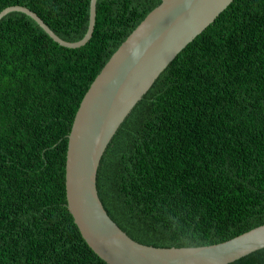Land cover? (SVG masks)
Returning <instances> with one entry per match:
<instances>
[{
    "label": "trees",
    "instance_id": "1",
    "mask_svg": "<svg viewBox=\"0 0 264 264\" xmlns=\"http://www.w3.org/2000/svg\"><path fill=\"white\" fill-rule=\"evenodd\" d=\"M90 1L0 0V12L26 7L77 42ZM160 3L98 0L78 49L24 13L0 20V264H107L67 208L68 136L92 82ZM97 188L148 246L214 245L264 225V0H234L167 66L108 146ZM232 264H264V249Z\"/></svg>",
    "mask_w": 264,
    "mask_h": 264
},
{
    "label": "water",
    "instance_id": "2",
    "mask_svg": "<svg viewBox=\"0 0 264 264\" xmlns=\"http://www.w3.org/2000/svg\"><path fill=\"white\" fill-rule=\"evenodd\" d=\"M90 1L85 36L68 42L33 11L30 16L59 45L78 49L92 38L96 5ZM234 0H161L113 54L83 97L68 136L66 200L83 239L107 264H232L264 249V225L230 240L200 247H154L127 235L108 215L98 193L101 160L116 133L167 66Z\"/></svg>",
    "mask_w": 264,
    "mask_h": 264
},
{
    "label": "bare ground",
    "instance_id": "3",
    "mask_svg": "<svg viewBox=\"0 0 264 264\" xmlns=\"http://www.w3.org/2000/svg\"><path fill=\"white\" fill-rule=\"evenodd\" d=\"M28 27V26H27ZM21 29V28H20ZM29 28H27V30H28ZM129 236V235H128Z\"/></svg>",
    "mask_w": 264,
    "mask_h": 264
},
{
    "label": "clouds",
    "instance_id": "4",
    "mask_svg": "<svg viewBox=\"0 0 264 264\" xmlns=\"http://www.w3.org/2000/svg\"><path fill=\"white\" fill-rule=\"evenodd\" d=\"M97 13V12H96ZM93 36V35H92ZM64 40V39H63Z\"/></svg>",
    "mask_w": 264,
    "mask_h": 264
}]
</instances>
